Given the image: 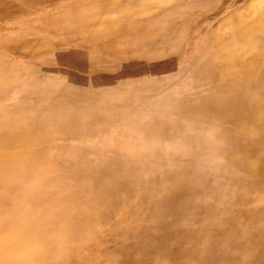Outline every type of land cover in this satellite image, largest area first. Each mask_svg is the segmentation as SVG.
I'll return each instance as SVG.
<instances>
[{
  "label": "rangeland",
  "instance_id": "obj_1",
  "mask_svg": "<svg viewBox=\"0 0 264 264\" xmlns=\"http://www.w3.org/2000/svg\"><path fill=\"white\" fill-rule=\"evenodd\" d=\"M17 1L28 9L0 17V133L38 126L42 139L26 146L39 151L27 170L20 167L11 182L0 179L4 264L26 263L19 256L40 246L32 235L47 224L70 230L71 238L40 264H264V242L256 238L264 228V147L253 154L263 161L233 170L215 156L220 143L203 139L205 124L203 131L187 128L193 106L213 87L198 77L207 56L237 43L235 58L245 60L242 42L264 65V28L252 31L264 23V0H99L103 15L86 0ZM94 20L102 21L99 34L119 38H45L77 33L78 21ZM86 29L93 33V26ZM254 91L264 97V73ZM69 109L75 117L65 128ZM91 116L98 119L93 128Z\"/></svg>",
  "mask_w": 264,
  "mask_h": 264
},
{
  "label": "bare ground",
  "instance_id": "obj_2",
  "mask_svg": "<svg viewBox=\"0 0 264 264\" xmlns=\"http://www.w3.org/2000/svg\"><path fill=\"white\" fill-rule=\"evenodd\" d=\"M25 1H29L30 4H32L34 2V0H25ZM53 0H36L37 4H46L49 5L51 4ZM62 1V0H61ZM184 1V0H183ZM182 1V2H183ZM192 2V1H191ZM34 2V4H36ZM74 3V2H73ZM207 3V2H206ZM36 4V5H37ZM190 4V3H189ZM60 5V3H59ZM181 6V5H180ZM205 6H208L205 4ZM57 7V6H55ZM28 8L26 6H24L20 1L17 0H9V1H1L0 0V17L1 16H6L7 14H16L17 12H25ZM73 9H69L68 10V14L67 16L70 17L71 11ZM29 11V10H28ZM54 12V11H53ZM169 12V11H168ZM170 14V13H169ZM184 17V16H183ZM71 18V17H70ZM182 18V17H180ZM54 19V18H53ZM176 19V18H175ZM17 20V19H15ZM174 20V19H173ZM2 21V20H1ZM95 21V20H94ZM142 21V20H140ZM264 21V18H263ZM66 22V21H65ZM134 22V21H133ZM6 24V23H5ZM166 24V23H165ZM185 24V23H184ZM188 24V23H187ZM182 26V25H181ZM261 27L264 28V23L263 24H256L252 31H256L258 32ZM71 28V27H70ZM160 28V27H159ZM173 28V27H172ZM171 28V29H172ZM11 32V31H10ZM4 33V32H3ZM252 34H255V32H252ZM7 37V36H6ZM9 37V36H8ZM240 38H250L249 34H247V32H242L240 35ZM14 40V39H13ZM12 40V41H13ZM10 41V39H9ZM10 41V42H12ZM15 42V41H14ZM13 44V43H12ZM15 44V43H14ZM21 44V43H20ZM234 44L237 43H233L232 46H228L225 47V49H221L218 52L207 56L199 65L198 69L199 70V78L200 76L209 78V80H211L213 87L211 89V93L202 99V101H200V103H196L193 108H192V112L195 113L194 116L191 117V119L189 118L186 119L188 120V125L187 128H189L192 132L193 130L197 131V128H201L203 127V125L205 124L207 127V131L204 134L203 139H206L208 137H210V139L214 141H218L220 143V145L218 146L220 150L215 151V153H217L215 156H217L218 158V154L220 155V157L225 158L227 164L232 167L233 170H246L249 171L251 169V167L253 168L255 166V164L257 165L259 162L263 161V156L258 155L256 158H253V154H255L259 149H261L262 147H264V111H262L264 109V97H261L258 91H254V90H259V88L261 87V82H263V73H264V65L262 66V62L260 60V56L257 53L256 50H254V48H250L247 49L245 48V46L242 44L241 42V48L244 50L249 52V56L245 59V60H236L235 58V46ZM240 44V43H239ZM23 46V45H20ZM207 54V53H206ZM194 55V54H193ZM196 58V57H195ZM198 62V61H197ZM191 63V62H190ZM37 64V63H36ZM197 65V63L195 64ZM246 66V67H245ZM196 69V67H195ZM1 71V70H0ZM3 71V70H2ZM193 71V70H192ZM191 72V71H189ZM195 72V71H194ZM2 73V72H1ZM52 74V73H51ZM191 75V74H190ZM194 75V74H193ZM193 77V76H192ZM201 77V78H202ZM198 78V79H199ZM203 79V78H202ZM227 79V81L225 80ZM188 80V79H187ZM197 80V79H196ZM195 80V81H196ZM18 81V80H17ZM43 81V80H42ZM39 82V83H43V82ZM164 81H168V80H164ZM189 81V80H188ZM197 82V81H196ZM203 82V81H202ZM7 84V82H4ZM14 82H11V84ZM17 83V82H16ZM47 83V82H46ZM195 83V82H194ZM193 83V84H194ZM5 84V85H6ZM90 85V83H88ZM202 84V83H201ZM9 85V84H8ZM4 86V84H3ZM2 86V88H3ZM40 86V84H39ZM192 86V85H191ZM198 87V86H197ZM23 90V89H22ZM196 90V89H195ZM207 91V90H206ZM236 91H239L240 93H236ZM86 92V91H84ZM72 93V92H70ZM129 96V95H127ZM189 96V95H187ZM192 96V95H191ZM182 97V96H180ZM167 98V97H166ZM50 99H52V96H50ZM163 99V98H162ZM138 100V98L136 99ZM135 100V101H136ZM168 100V98L166 99ZM187 100V99H186ZM185 100V101H186ZM171 101V100H170ZM169 101V102H170ZM133 102V101H132ZM177 102V101H174ZM174 102L172 101V104H174ZM194 102V101H193ZM256 102V103H255ZM64 103V102H63ZM187 103V102H186ZM190 103V101H189ZM253 103V104H251ZM131 104V103H130ZM177 104V103H176ZM117 105V104H116ZM129 105V103H128ZM171 105V104H169ZM178 106V105H176ZM114 109V106H112ZM111 107V108H112ZM167 107V106H166ZM174 107V106H173ZM182 107V106H180ZM92 108V107H91ZM108 108V107H107ZM105 108V109H107ZM117 108V107H116ZM115 108V109H116ZM183 108V107H182ZM101 109V108H100ZM109 109V108H108ZM111 109V110H113ZM114 109V110H115ZM119 109V108H118ZM117 109V111H118ZM171 109L172 106H171ZM176 109V108H175ZM186 109V108H185ZM190 109V107H189ZM27 110L29 111V109L27 108ZM159 110V109H157ZM162 109H160L159 111H161ZM169 110V108H168ZM181 110V109H179ZM187 110V109H186ZM32 113V110H30ZM104 111V110H102ZM167 111V110H166ZM164 111V112H166ZM175 112V110H173ZM65 112V111H64ZM89 112H91L89 110ZM172 114V111H170ZM169 112V113H170ZM187 111H185L186 113ZM88 113V112H87ZM99 113V112H98ZM109 114V112H106ZM114 113V112H113ZM184 113V112H183ZM263 113V114H262ZM28 114V113H26ZM68 119V121H61V125H63L65 128H71L72 125H70L72 123V121H69V118H74L75 115L74 114V110H67L66 113H64ZM91 114V113H90ZM93 114V113H92ZM104 114V113H103ZM106 114V115H108ZM174 114V113H173ZM178 116L181 115V112L178 111L177 112ZM189 114V113H188ZM190 114H192L190 112ZM20 115V114H19ZM25 115V114H24ZM88 115V114H85ZM110 115V114H109ZM175 115V114H174ZM17 116V114L15 115ZM33 116V115H32ZM83 116V115H82ZM90 116V115H89ZM102 116V115H101ZM104 116V115H103ZM111 116V115H110ZM166 116V114H165ZM164 116V117H165ZM62 117V116H61ZM92 117V116H91ZM112 117V116H111ZM150 117V116H149ZM148 117V119H149ZM172 116H170L171 118ZM21 118V115L20 117ZM25 118V117H24ZM33 118V117H31ZM88 118V117H86ZM94 117L91 118V120L87 121H91L89 124V126H91L90 124H92V128H93V122L96 119H93ZM97 118V117H96ZM100 118V116H99ZM104 118V117H103ZM106 118V117H105ZM151 118V117H150ZM168 119H170L167 116ZM18 119V118H16ZM15 119V120H16ZM81 119V118H80ZM83 119V118H82ZM90 119V118H89ZM93 119V120H92ZM109 119V118H108ZM152 119V118H151ZM175 119V118H173ZM185 119V118H184ZM183 119V120H184ZM22 120V118H21ZM26 120V119H25ZM84 120V119H83ZM102 120V118H101ZM106 120V119H105ZM111 120V118L109 119ZM108 120V121H109ZM146 120V119H145ZM166 120V119H165ZM179 120V119H178ZM24 121V120H23ZM81 121V120H80ZM98 121V119L96 120ZM185 121V120H184ZM76 122V121H74ZM112 122V121H111ZM142 122V121H141ZM181 122V121H180ZM79 125V122H77ZM83 123V121H82ZM88 123V122H86ZM85 123V124H86ZM187 123V122H186ZM12 124V123H11ZM21 123H19L20 125ZM24 124V123H23ZM83 124V125H85ZM108 124V123H106ZM171 124V123H170ZM183 124V123H181ZM156 125V124H155ZM16 126V125H15ZM76 126V125H75ZM125 126V125H124ZM139 126V125H138ZM137 126V127H138ZM184 126V125H183ZM183 126L181 127L183 129ZM189 126V127H188ZM10 127V126H9ZM74 127V126H73ZM87 127V126H85ZM129 127V126H128ZM170 127V125H169ZM180 127V126H179ZM185 127V126H184ZM37 128L38 126H27V125H21L20 127H18V130L15 131V129L13 130H6L0 133V179L4 182H11L14 180V178L17 177V174L20 173V167L22 168V171L24 172L25 170H27V166H29L31 163H34L37 158H38V153L39 151L35 152L32 151L30 149H27L26 146L29 144L28 142H33V143H39L40 140L42 139V136L39 135L37 132ZM60 128V127H59ZM150 126H148L146 129H149ZM165 128V127H164ZM17 129V128H16ZM77 129V127H76ZM166 129V128H165ZM179 129V130H178ZM176 130L180 131L181 129L178 128ZM56 130V129H55ZM74 130V129H72ZM82 130V129H80ZM84 130V129H83ZM82 130V131H83ZM175 130V129H174ZM184 130V129H183ZM182 130V131H183ZM204 129H202L203 131ZM81 131V132H82ZM85 131V130H84ZM139 131V129H138ZM156 131V130H155ZM185 131V130H184ZM201 131V132H202ZM57 132V131H56ZM125 132V131H124ZM164 132V131H162ZM161 132V134H162ZM170 132V131H169ZM176 132V131H175ZM80 133V132H79ZM138 133V132H137ZM136 133V134H137ZM142 133V132H141ZM140 133V134H141ZM160 133V130H159ZM166 133V132H165ZM180 133V132H179ZM177 132V134H179ZM135 134V135H136ZM153 134H155L153 132ZM160 134V135H161ZM168 134V136H170V133H166ZM175 134V135H177ZM142 135V134H141ZM144 135V134H143ZM148 135V134H147ZM152 135V134H151ZM187 135V134H186ZM185 135V136H186ZM192 134H190L191 136ZM68 135H66L67 137ZM129 136V135H128ZM138 136V134H137ZM153 136V135H152ZM151 136V138H152ZM166 136V135H165ZM173 137V134L171 135ZM194 139V135H192ZM120 137V136H119ZM126 137V136H125ZM124 137V138H125ZM140 137V136H138ZM143 137V136H142ZM141 137V138H142ZM145 137V135H144ZM143 137V138H144ZM158 137V136H156ZM164 137V135H163ZM199 137V136H198ZM135 138V137H134ZM171 138V137H170ZM185 138V142L187 141V139H189L188 137H183ZM190 138V139H191ZM56 139V138H55ZM53 139V140H55ZM59 139V138H57ZM65 139V138H64ZM116 139V137H115ZM133 139V138H131ZM136 139V138H135ZM160 139V137H159ZM158 139V140H159ZM164 139V138H163ZM162 139V140H163ZM198 139V138H197ZM195 139L196 143L197 140ZM33 140V141H31ZM60 140V139H59ZM62 140V139H61ZM60 140V141H61ZM139 140V139H137ZM136 140V141H137ZM144 140V139H143ZM161 140V139H160ZM165 140V139H164ZM51 141V140H50ZM128 141V140H127ZM126 141V142H127ZM132 141V140H131ZM129 141V142H131ZM135 141V142H136ZM141 141V139H140ZM148 141V140H147ZM152 141V140H150ZM149 141V143H150ZM200 141V140H199ZM216 141V142H217ZM52 142V141H51ZM50 142V143H51ZM125 142V143H126ZM128 142V143H129ZM134 142V143H135ZM144 142V141H143ZM146 142V141H145ZM133 143V144H134ZM153 143H155L153 141ZM160 142H158L159 144ZM190 143V142H189ZM194 143V144H196ZM202 143V142H201ZM137 144V143H136ZM139 144V143H138ZM156 144V143H155ZM129 147L130 143L128 144ZM146 145V144H145ZM198 145V144H197ZM217 145V144H216ZM9 146H13L14 148L9 150ZM127 146V143H126ZM143 147V146H142ZM54 148V147H53ZM127 148V147H126ZM152 148V147H151ZM167 148V147H166ZM203 148V147H202ZM69 149V148H67ZM66 149V150H67ZM78 149V148H76ZM137 149V148H136ZM139 149V148H138ZM168 149V148H167ZM73 150V148H72ZM65 151V150H63ZM70 151V150H69ZM75 152V150H73ZM125 151V150H123ZM135 151V150H134ZM77 152V151H76ZM80 152V151H79ZM128 152L130 154L133 153H138L136 154L138 155H142V153L144 152H133V151H125V154L128 155ZM156 152V151H155ZM198 152V151H197ZM65 153V152H64ZM68 152H66L67 154ZM140 153V154H139ZM80 154V153H79ZM78 154V156H79ZM148 155V154H147ZM66 156V155H65ZM64 156V157H65ZM144 156V155H142ZM141 156V157H142ZM260 156V157H259ZM59 157V156H58ZM68 157V156H67ZM136 157V156H135ZM134 157V159H135ZM140 157V156H139ZM138 157V158H139ZM199 157V156H198ZM196 157V159L198 158ZM61 158V157H60ZM59 158V159H60ZM110 158V157H109ZM137 158V157H136ZM200 158V157H199ZM203 158V157H202ZM201 158V159H202ZM70 159V158H69ZM68 159V161H70ZM72 159V158H71ZM111 159V158H110ZM132 159V158H131ZM189 159V158H187ZM194 159V158H193ZM62 160V159H61ZM77 160V159H76ZM108 160V159H107ZM125 159H123L121 162H124ZM136 160V159H135ZM134 160V162H135ZM203 160V159H202ZM224 160V159H223ZM112 161V160H111ZM193 161V160H192ZM119 163V164H124V163ZM127 162V161H126ZM130 162V161H128ZM63 163V162H61ZM68 163V162H67ZM126 164V163H125ZM131 164V163H130ZM63 165V164H62ZM66 167V166H65ZM64 168V167H63ZM128 168V167H127ZM41 170V169H40ZM242 171V170H241ZM54 172V171H53ZM60 172V171H59ZM114 172V170L112 171ZM259 172V171H258ZM62 173V171H61ZM119 173V172H118ZM132 173V172H131ZM247 172H244V174ZM253 173V172H252ZM252 173H248V174H252ZM55 174V172H54ZM122 175H124V173H122ZM247 175V174H246ZM254 175V174H253ZM60 176V175H59ZM237 176V175H236ZM255 176V175H254ZM25 177V176H24ZM50 177V176H49ZM54 176L52 175V178ZM239 177V176H238ZM249 177V176H247ZM259 177V175H258ZM23 179V177H21ZM28 178V177H27ZM57 178V177H56ZM60 178V177H59ZM118 178V177H117ZM252 178V177H251ZM257 178V176H256ZM50 179V178H49ZM180 179V178H179ZM25 180V179H23ZM97 180V179H96ZM102 180V178L100 179ZM116 180V178L114 179ZM235 180V179H234ZM58 181V180H57ZM119 181V180H118ZM177 182L181 183L182 181H178ZM249 181V179H248ZM252 181V180H251ZM98 182V180H97ZM254 182V181H252ZM251 182V183H252ZM40 183V182H39ZM96 183V182H95ZM101 184V181L99 182ZM111 183V182H110ZM115 183V182H113ZM195 180H191L190 184H192V186L194 185ZM248 183V182H247ZM117 184V183H116ZM246 184V183H245ZM39 185V184H38ZM103 185V184H101ZM233 185V184H232ZM236 185V184H235ZM251 186V185H249ZM261 186V185H260ZM42 187V186H41ZM185 187V186H184ZM256 187V186H255ZM97 188V187H96ZM102 188V187H101ZM104 188V187H103ZM163 188V187H161ZM262 188V187H261ZM41 189V188H40ZM154 189V188H153ZM46 190V188H45ZM48 190V189H47ZM111 190V189H110ZM106 191V190H105ZM42 192V191H41ZM92 192V190H91ZM108 192V191H106ZM112 192V191H111ZM111 192H109L111 194ZM153 192V191H152ZM38 193V192H37ZM154 193V192H153ZM36 194V193H35ZM44 194V193H43ZM107 194V193H106ZM157 194V193H156ZM33 195V194H31ZM37 195V194H36ZM39 195V194H38ZM60 195V194H59ZM35 196V195H33ZM32 196V197H33ZM63 196V195H62ZM61 196V199H62ZM81 196V194H80ZM83 196V195H82ZM109 196V195H108ZM107 196V197H108ZM112 196V195H111ZM31 197V198H32ZM50 197V196H49ZM75 200H76V196ZM162 197V196H161ZM30 198V199H31ZM82 198V197H81ZM112 198V197H111ZM29 199V198H28ZM56 199V198H55ZM78 199V198H77ZM32 200V199H31ZM30 200V201H31ZM35 200V199H33ZM32 200V201H33ZM38 200V199H37ZM43 200V199H42ZM54 200V199H53ZM79 200V199H78ZM56 201V200H55ZM58 202L61 200H57ZM72 201V200H71ZM77 201V200H76ZM100 201V200H99ZM39 203V201H37ZM54 202V201H53ZM79 202V201H78ZM98 203V201H96ZM107 202V201H106ZM111 202V201H110ZM27 203V202H26ZM25 203V204H26ZM42 203V201H41ZM74 203V201H73ZM55 204V202L53 203ZM63 204V203H62ZM42 205V204H41ZM68 205V203H67ZM72 205V203H71ZM97 205V204H96ZM182 205V204H181ZM69 206V205H68ZM99 206V203H98ZM184 206V204H183ZM51 207V206H50ZM53 207V206H52ZM72 207V206H71ZM37 208V207H35ZM73 208V207H72ZM105 208V207H103ZM174 208V207H173ZM60 209V208H58ZM63 209V208H62ZM90 209V208H89ZM175 209V208H174ZM179 209V208H177ZM262 208H260L261 210ZM103 210V209H102ZM172 210V209H171ZM34 211V210H33ZM59 211V210H58ZM57 211V213H58ZM65 211V207L64 210ZM67 211V210H66ZM257 211V210H256ZM53 212V211H52ZM62 212V210H61ZM171 212V211H170ZM29 213V211H28ZM49 213V212H48ZM55 212H53L52 215H54ZM32 214V213H31ZM50 214V213H49ZM56 214V213H55ZM103 214V213H102ZM251 214V213H250ZM260 214V212H259ZM263 215V213H261ZM26 215V214H25ZM30 216V215H29ZM36 216H40V214H37ZM57 216V215H56ZM46 217V216H45ZM51 217V216H50ZM28 217H26L25 219L27 220ZM58 218V217H57ZM169 218V217H168ZM249 218V217H248ZM259 218V217H258ZM264 218V217H263ZM255 219V218H254ZM252 219V220H254ZM43 220V219H42ZM168 220V219H167ZM1 221V220H0ZM49 221V220H48ZM264 221V220H263ZM50 222V221H49ZM69 222V221H68ZM68 222H67V226H68ZM136 222V221H135ZM257 222V221H256ZM260 222V221H259ZM4 223V222H3ZM29 223V222H26ZM35 223V222H33ZM253 223V222H252ZM32 224V223H31ZM57 224V223H56ZM30 225V224H29ZM64 226V228H65ZM262 226V225H261ZM264 226V225H263ZM33 227V226H32ZM71 227V226H70ZM34 228V227H33ZM257 228V227H256ZM261 228V227H260ZM255 229V227H254ZM259 229V228H258ZM34 232V231H33ZM36 235H32L34 237V241L40 243V246L38 248H35L32 250L31 253H27L26 255H28V257H26V255H20L19 259L22 260L23 262H26L24 264H40L42 261V257L45 256V254L53 247H58V248H64V243H65V238L67 236L68 239V235H70L71 231L70 230H65V229H61V230H54L52 225H43L42 227H40V229H38V231H35L34 233H36ZM253 232V231H252ZM251 232V233H252ZM259 234H256V238H257V243L258 245H260L261 243L264 242V228H262L261 230L258 231ZM250 233V234H251ZM254 233V232H253ZM252 233V234H253ZM257 233V232H256ZM246 235V234H245ZM74 236V235H73ZM72 236V237H73ZM75 237V236H74ZM19 238V236H18ZM71 238V237H69ZM83 241V238H82ZM247 241V240H246ZM1 242V241H0ZM71 242V241H70ZM68 243V242H66ZM73 243V242H72ZM247 243V242H245ZM250 243V242H249ZM264 244V243H263ZM3 243H0V264H4L5 263V259H4V254L1 250L4 251V247H3ZM80 245V244H79ZM64 246V247H63ZM252 246V245H251ZM258 248V247H257ZM261 249V248H258ZM256 250V249H255ZM262 250V249H261ZM53 252V251H52ZM264 253V251H262ZM82 255V254H81ZM52 256V255H51ZM264 256V255H263ZM52 259V258H51ZM103 260V259H102ZM238 261V260H237ZM54 263V262H53ZM236 263V262H235ZM50 264V263H48ZM263 264V263H262Z\"/></svg>",
  "mask_w": 264,
  "mask_h": 264
},
{
  "label": "crops",
  "instance_id": "obj_3",
  "mask_svg": "<svg viewBox=\"0 0 264 264\" xmlns=\"http://www.w3.org/2000/svg\"><path fill=\"white\" fill-rule=\"evenodd\" d=\"M79 1V0H78ZM80 1H83V0H80ZM90 1V2H88ZM124 1V0H123ZM81 3H89L92 7H97L99 9V14H102L100 11H101V2H99V0H86L84 2H81ZM111 7H113L111 10L113 9H116L117 5L116 4H109ZM103 15V14H102ZM108 17L110 14H107ZM116 20L118 21H125V20H119L116 18ZM128 20V19H127ZM81 21V20H80ZM101 22L102 21H92L90 23H86V22H83L82 21V24H79V21H78V32L77 33H70L68 35H60V36H54V35H49L45 38H119V37H115V35H102L99 34L96 30V27L101 26ZM93 23V24H91ZM141 23V22H140ZM93 26V33H89V30H88V33H87V29L86 27H91ZM143 26V25H142ZM121 37H126V38H130L129 36H121ZM14 38H22V37H16L14 36ZM80 74H83V73H80Z\"/></svg>",
  "mask_w": 264,
  "mask_h": 264
}]
</instances>
